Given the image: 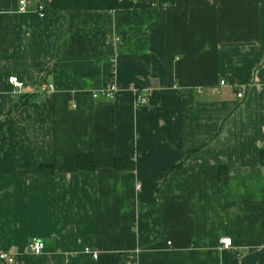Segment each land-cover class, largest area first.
<instances>
[{
    "label": "crops",
    "instance_id": "crops-1",
    "mask_svg": "<svg viewBox=\"0 0 264 264\" xmlns=\"http://www.w3.org/2000/svg\"><path fill=\"white\" fill-rule=\"evenodd\" d=\"M159 1L0 0V253L13 264H264V0L144 6Z\"/></svg>",
    "mask_w": 264,
    "mask_h": 264
},
{
    "label": "trees",
    "instance_id": "trees-1",
    "mask_svg": "<svg viewBox=\"0 0 264 264\" xmlns=\"http://www.w3.org/2000/svg\"><path fill=\"white\" fill-rule=\"evenodd\" d=\"M52 9L56 11L80 10V9H117L141 7L133 0H51ZM174 4V0H160L158 3H150L144 6H164ZM113 74V73H112ZM154 100L151 99V104ZM130 160V161H129ZM261 163L264 165V149L261 151ZM77 168L83 171H93L95 169V155L93 152H82L77 155ZM115 166L118 169H133L134 161L128 158H116ZM55 169L52 165H40L39 171L53 172Z\"/></svg>",
    "mask_w": 264,
    "mask_h": 264
},
{
    "label": "built area",
    "instance_id": "built-area-1",
    "mask_svg": "<svg viewBox=\"0 0 264 264\" xmlns=\"http://www.w3.org/2000/svg\"><path fill=\"white\" fill-rule=\"evenodd\" d=\"M26 9H27V0H19V11L23 12V11H26ZM38 14L40 17L45 16V11H44V8L42 5L38 6ZM8 81L12 85V92L14 94L21 93L23 91V89L25 88L24 81H22L16 75L10 76ZM225 84H226V81L221 80L219 85L223 86ZM53 88H54V86L52 83L41 82L39 84V87H38V93L45 94V93L53 90ZM115 91H116V85H115L113 79H111L105 87V94H107V96H109V97H113ZM214 92H216V90ZM237 96L239 98H242L244 96V91L239 90L237 92ZM150 102H151L150 97L140 96L139 94L137 95V98L135 100V103L137 105L148 104ZM220 242L224 248H230L233 246V239L231 237H223V238H221ZM45 248H46L45 242L42 239L37 238V237H33L29 243V249H30L31 253H34V254H39V253L43 252L45 250ZM85 250L87 252H90L89 248H86ZM97 256H98L97 253H94V257H97ZM0 261L7 262L9 264H13L15 262V258L10 256L9 254L2 252V253H0Z\"/></svg>",
    "mask_w": 264,
    "mask_h": 264
},
{
    "label": "rangeland",
    "instance_id": "rangeland-1",
    "mask_svg": "<svg viewBox=\"0 0 264 264\" xmlns=\"http://www.w3.org/2000/svg\"><path fill=\"white\" fill-rule=\"evenodd\" d=\"M1 262V261H0Z\"/></svg>",
    "mask_w": 264,
    "mask_h": 264
}]
</instances>
